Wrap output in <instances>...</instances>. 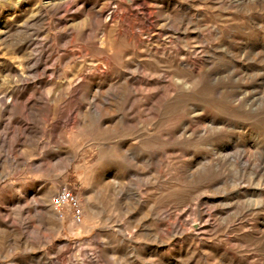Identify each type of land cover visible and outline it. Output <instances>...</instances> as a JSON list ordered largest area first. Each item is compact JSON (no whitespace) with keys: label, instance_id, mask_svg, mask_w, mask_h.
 Masks as SVG:
<instances>
[{"label":"rangeland","instance_id":"1","mask_svg":"<svg viewBox=\"0 0 264 264\" xmlns=\"http://www.w3.org/2000/svg\"><path fill=\"white\" fill-rule=\"evenodd\" d=\"M0 264H264V0H0Z\"/></svg>","mask_w":264,"mask_h":264},{"label":"built area","instance_id":"2","mask_svg":"<svg viewBox=\"0 0 264 264\" xmlns=\"http://www.w3.org/2000/svg\"><path fill=\"white\" fill-rule=\"evenodd\" d=\"M53 205L58 211L65 207H69L74 220L78 221L82 215L77 197L66 187L60 188L53 201Z\"/></svg>","mask_w":264,"mask_h":264},{"label":"bare ground","instance_id":"3","mask_svg":"<svg viewBox=\"0 0 264 264\" xmlns=\"http://www.w3.org/2000/svg\"><path fill=\"white\" fill-rule=\"evenodd\" d=\"M92 105V104H91ZM95 105V104H94ZM93 106V105H92ZM126 151V150H125ZM127 152V151H126ZM129 154V153H128ZM174 227H176V226H174ZM92 260V259H91ZM101 261V260H100ZM95 263H97V262H95Z\"/></svg>","mask_w":264,"mask_h":264}]
</instances>
